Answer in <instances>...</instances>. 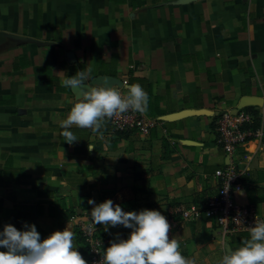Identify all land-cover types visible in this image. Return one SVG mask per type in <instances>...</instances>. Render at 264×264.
Masks as SVG:
<instances>
[{
	"label": "crops",
	"instance_id": "1",
	"mask_svg": "<svg viewBox=\"0 0 264 264\" xmlns=\"http://www.w3.org/2000/svg\"><path fill=\"white\" fill-rule=\"evenodd\" d=\"M88 69L94 85L143 87L147 134L106 119L98 131L73 125L78 140L65 141L59 124L79 88L62 81ZM242 103L264 112V0H0V230L35 223L44 239L69 221L83 256L88 200L111 198L125 211L160 210L184 256L217 264L250 230L182 223L179 209L217 191L229 157L215 117ZM238 164L236 201L264 214V135ZM92 231L110 244L131 229Z\"/></svg>",
	"mask_w": 264,
	"mask_h": 264
},
{
	"label": "clouds",
	"instance_id": "2",
	"mask_svg": "<svg viewBox=\"0 0 264 264\" xmlns=\"http://www.w3.org/2000/svg\"><path fill=\"white\" fill-rule=\"evenodd\" d=\"M90 71H79L62 81L67 88H79L77 102L59 124L61 135L69 144L78 140L71 131L73 125L98 131L106 118L115 113L129 109L143 113L148 109L149 96L140 84L127 85V93L122 95L107 80L94 85L88 79ZM88 148L92 150L94 146L88 144ZM88 203L94 205L89 213L90 230L97 224H103L105 231L118 225L131 229L127 238L117 233L110 241L102 256L104 264H196L182 254L179 241L170 238L169 221L160 210L125 211L111 198L101 203L89 199ZM74 235L69 221L63 230L44 239L35 223L24 222L22 229L5 224L0 230V264H87L73 244ZM217 264H264V220L255 221L249 238L235 249H226Z\"/></svg>",
	"mask_w": 264,
	"mask_h": 264
},
{
	"label": "built area",
	"instance_id": "3",
	"mask_svg": "<svg viewBox=\"0 0 264 264\" xmlns=\"http://www.w3.org/2000/svg\"><path fill=\"white\" fill-rule=\"evenodd\" d=\"M127 85L128 79H124L121 85L114 86L123 95L127 93L125 90ZM249 106H253L257 113L250 110ZM256 106L239 105L235 108H226L216 115L217 142L229 157V162L225 167L217 170L218 189L209 195L202 205L191 204L189 207H180L182 223L207 217L214 219L221 231L226 234L234 230H250L255 221L264 220V214H261L255 206L243 205L236 201V193L243 189L241 180L243 172L239 168V156L251 141H260L264 135L262 126L264 112ZM106 119L116 132L132 130L147 134L155 123L154 119L148 118L144 113L131 109L123 113H115ZM257 119H259L258 123ZM226 189L228 190L224 191ZM84 238L86 253L83 256L87 264H104L102 256L109 239L92 230L87 231Z\"/></svg>",
	"mask_w": 264,
	"mask_h": 264
},
{
	"label": "trees",
	"instance_id": "4",
	"mask_svg": "<svg viewBox=\"0 0 264 264\" xmlns=\"http://www.w3.org/2000/svg\"><path fill=\"white\" fill-rule=\"evenodd\" d=\"M248 108H249L250 110H252L255 114L257 113L256 110H255V108H254L253 106H249ZM258 121H259V119L256 120L257 123H258ZM108 246H110V244H107V247H108ZM107 247H106V248H107ZM82 248H83V254H85V253H86V247H85V245H83Z\"/></svg>",
	"mask_w": 264,
	"mask_h": 264
},
{
	"label": "water",
	"instance_id": "5",
	"mask_svg": "<svg viewBox=\"0 0 264 264\" xmlns=\"http://www.w3.org/2000/svg\"><path fill=\"white\" fill-rule=\"evenodd\" d=\"M119 85H121V83H119ZM247 104H249V103H242L240 106L247 105ZM234 112H236V110Z\"/></svg>",
	"mask_w": 264,
	"mask_h": 264
}]
</instances>
